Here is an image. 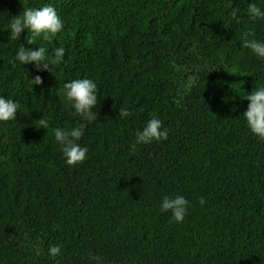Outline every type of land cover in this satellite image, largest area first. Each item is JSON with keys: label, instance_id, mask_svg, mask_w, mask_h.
Segmentation results:
<instances>
[{"label": "trees", "instance_id": "trees-1", "mask_svg": "<svg viewBox=\"0 0 264 264\" xmlns=\"http://www.w3.org/2000/svg\"><path fill=\"white\" fill-rule=\"evenodd\" d=\"M252 2L264 7L0 0V96L21 106L16 121L0 123V264H264V141L243 117V97L264 87V61L242 47L249 30L264 40V21L246 14ZM49 4L62 33L35 44L27 31L11 37L12 18ZM39 46L67 50L53 75L13 64L21 47ZM79 78L97 83L98 116L79 141L88 158L69 167L53 129L87 123L58 95ZM121 108L133 115L121 119ZM154 115L168 139L137 145ZM176 195L191 205L182 223L160 211Z\"/></svg>", "mask_w": 264, "mask_h": 264}, {"label": "clouds", "instance_id": "clouds-1", "mask_svg": "<svg viewBox=\"0 0 264 264\" xmlns=\"http://www.w3.org/2000/svg\"><path fill=\"white\" fill-rule=\"evenodd\" d=\"M238 12L239 9L233 8L230 16L239 23ZM246 14L250 20L264 21V7L259 6L256 2L248 4ZM64 29V21L50 4L39 8H26L22 16L12 18L8 25L10 35L15 40H20L21 34L25 31L30 32L31 39L28 44H35L38 38L42 41L51 42ZM255 37L256 33L252 30L244 32L241 38L242 47L264 61V40ZM66 51L62 46L55 48L51 54L46 46L21 47L14 56L13 64L15 65L16 62L22 66L31 64L37 72H47L53 75L56 68L65 63ZM30 80L34 82V85L44 83L40 75H36L34 79ZM192 83L193 80L190 79L188 86H191ZM98 92L97 83L89 78L71 80L65 83L58 92V95L62 96L64 101L74 110V115L87 122L70 129H53L55 141L69 167L82 165L88 158V148L82 147L79 141L82 140L87 125L97 121L98 113L94 109L99 103ZM243 98L249 102L247 110L243 113L246 126L253 136L264 141V87L256 88ZM20 107L18 101L0 96V123L16 121ZM132 115L133 113L127 109L121 108L119 110L121 119H127ZM39 125L38 128L46 130L50 126L45 119H39ZM168 137L169 130L164 127V122L154 115L146 122L142 130L136 132L135 143L137 145H150L153 142L166 141ZM205 203L206 201L201 198V206H204ZM190 206V201L182 195L165 196L161 202L160 211L162 213L170 212L173 222L182 223L188 215ZM61 250L62 246L60 245L51 246L48 249V255L55 259L61 254ZM37 252H39V248H37Z\"/></svg>", "mask_w": 264, "mask_h": 264}]
</instances>
